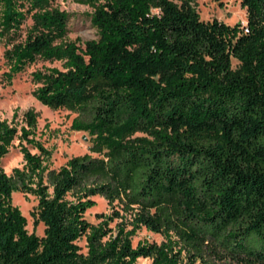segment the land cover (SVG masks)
<instances>
[{
  "label": "trees",
  "instance_id": "1",
  "mask_svg": "<svg viewBox=\"0 0 264 264\" xmlns=\"http://www.w3.org/2000/svg\"><path fill=\"white\" fill-rule=\"evenodd\" d=\"M55 1L0 0L6 75L62 62L32 74L33 95L77 113L91 145L53 168L34 110L0 118V264H264V0H242L235 25L195 0H73L98 32L83 46ZM15 140L25 163L9 175ZM16 192L37 199L43 236ZM97 196L111 213L92 223ZM142 230L163 241L134 245Z\"/></svg>",
  "mask_w": 264,
  "mask_h": 264
},
{
  "label": "rangeland",
  "instance_id": "2",
  "mask_svg": "<svg viewBox=\"0 0 264 264\" xmlns=\"http://www.w3.org/2000/svg\"><path fill=\"white\" fill-rule=\"evenodd\" d=\"M174 1L177 3L181 2V0ZM241 2L242 0H195L194 4L203 20L218 19L228 25H235L237 23H247L246 9L242 7ZM53 7H57L69 14L68 34L66 37L68 41H75L83 46L85 42L98 38L97 29L91 22L93 10L88 5L80 4L73 0H56L53 3ZM31 24V20L28 19L23 26V37L25 30ZM5 49V45L0 42V118L12 121L15 111H17L18 117L16 121L21 124L23 114L28 110H34L38 115L37 139L52 151L51 166L53 168L62 166L71 157L88 153L91 145L89 136L85 132L72 129L73 121L78 114L65 109H51L41 104L33 95L38 84L33 82L32 74L46 68L56 67L62 69V62H49L38 59L25 72L16 75L10 80L6 75L9 71V65L4 56ZM233 66H237L236 61H233ZM29 148L32 153H38L37 149L30 146ZM24 163L19 140H15L14 146L2 160V166L5 172L10 175L13 169L22 168ZM94 199L97 205L87 211L86 218L92 223H97V215L101 213L110 214L111 209L104 198L97 196ZM13 203L20 208L23 215L27 218V229L29 232H35L38 236H43L44 225H35L32 217V212L37 205V199L32 195L16 192L13 195ZM140 240L161 243L163 237L142 230L134 238V245ZM78 244L86 251L84 238ZM151 263V259L148 258H140L138 260V264Z\"/></svg>",
  "mask_w": 264,
  "mask_h": 264
},
{
  "label": "water",
  "instance_id": "3",
  "mask_svg": "<svg viewBox=\"0 0 264 264\" xmlns=\"http://www.w3.org/2000/svg\"><path fill=\"white\" fill-rule=\"evenodd\" d=\"M86 138V137H85ZM87 139V138H86Z\"/></svg>",
  "mask_w": 264,
  "mask_h": 264
}]
</instances>
